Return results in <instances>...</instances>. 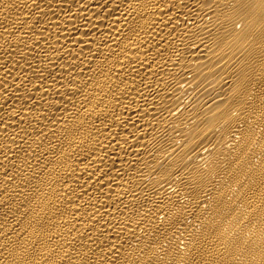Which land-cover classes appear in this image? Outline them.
Masks as SVG:
<instances>
[{"label": "bare ground", "instance_id": "1", "mask_svg": "<svg viewBox=\"0 0 264 264\" xmlns=\"http://www.w3.org/2000/svg\"><path fill=\"white\" fill-rule=\"evenodd\" d=\"M0 264H264V0H0Z\"/></svg>", "mask_w": 264, "mask_h": 264}]
</instances>
